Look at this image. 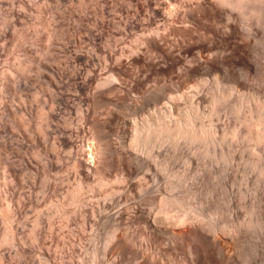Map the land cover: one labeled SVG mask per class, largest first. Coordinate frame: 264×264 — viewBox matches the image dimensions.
<instances>
[{"label": "rangeland", "instance_id": "374dc122", "mask_svg": "<svg viewBox=\"0 0 264 264\" xmlns=\"http://www.w3.org/2000/svg\"><path fill=\"white\" fill-rule=\"evenodd\" d=\"M181 3L184 5L183 8L179 6ZM196 3V1L191 0H0V264H87V251L92 247V243L95 244L91 239L93 236L98 239L97 244L99 246L104 245L105 243L104 241L102 242V240L105 239L104 237L107 236L106 234L109 233L112 225L118 222L119 214L127 209L128 211H134L131 209H136L141 206L143 200L145 201L146 198L151 196L156 197V195L161 197V194L162 197L164 196L163 192L165 194L166 179L169 181V177L168 171L162 173L164 170L159 166V160L162 161L159 157L155 156L154 161L153 159H149L150 162H152L149 164L152 165L150 166L151 169L146 167L147 169L144 168L143 170L140 168L142 171L140 169L135 171L136 169H133L134 166H130V168L128 165H125L124 161L118 159V155L126 150L128 151L125 147V143L129 142L127 133L130 131V127L137 122L141 123L146 118L148 119L150 117L149 115L156 109L168 106L169 102L167 101L169 100L168 97H170L169 93L173 95V91L167 89L166 94L169 96L164 98L166 100L152 104L153 101H150L148 98L149 92L156 88L165 85L169 86L173 82H177L180 76L185 74L183 70L188 68L191 62L190 66H192L195 59L221 62L216 71H211V73L206 72V77L203 75L205 79H210L209 81L216 77H218L219 80H224L226 77L231 76L230 78H233L235 81L238 79L236 85L238 90L240 88V92L251 94L254 93V89L257 88L255 93L258 91L261 94L264 93V86H262L264 85V69H262L264 67V40H262L264 39V37H262L264 35V29H261V27L264 26V18H262V20L259 17L255 18L251 16L255 19L251 18L252 20H250V16H247V18L242 17L246 19L245 21L242 19L243 23H247V25H244L241 22L244 28L241 23L235 22L237 23L235 25H238L241 32V44L245 46L244 44L247 42L249 43L245 46L246 51L238 53V55L233 49L231 50L228 45L218 40V36L214 33V31H218L219 36L224 35L229 24H226L225 20H214V18H209L204 13L196 10ZM260 3L261 1L258 0L256 3L252 2L251 6H256L257 4V6H263L264 8V1ZM191 10H195L194 13H196L198 17H189V11ZM172 11H177L174 16L169 15ZM231 11H233L232 13L235 16L236 14L239 15V12L237 13L236 10ZM248 19L249 21H247ZM258 19H261L262 23L259 24ZM250 21L252 23H249ZM248 25H250V28ZM251 26L253 28H251ZM261 30L263 31L261 32ZM153 31H159L161 35L168 37V40H166V42L162 41V43L164 46L167 44V47H171V44L173 47L175 46V48H172L176 49L174 51L175 53L177 52V55L179 54L182 56V66L174 70L161 69V66L164 65L162 64L164 60L161 54L155 50L148 51V46L144 42L148 37H155V35L151 34ZM185 31H187V33H185ZM204 37L206 38L204 39ZM181 39H183V41ZM138 40H140V42H138ZM260 40L262 41L260 42ZM168 44L170 46H168ZM183 46L186 47V50ZM207 48L209 50H207ZM113 52L122 55V61L120 60V63L123 65L122 67L125 70L124 73L114 74L110 71V66L113 64V61L110 59V54ZM248 52H250V54ZM254 53L258 55L253 56ZM182 54H184V56ZM134 57L136 60L139 58V60L148 61L146 63L140 62L136 64ZM185 57L186 59H184ZM238 57H240V59ZM242 57L245 58V61ZM17 66H23L24 69H26L24 71L17 70ZM193 66H197V63L195 62ZM248 68H251L250 71ZM46 70H48L47 74H45L47 72ZM226 71L227 73H225ZM257 71L263 74L259 73V77ZM240 72L241 76L239 75ZM226 74L227 76L225 77ZM111 75L115 78L112 82L113 84L110 83L112 88L109 84L106 85V88L103 86L96 89L95 80L98 76L106 78ZM12 76L13 79H18L19 82H16L17 84L14 83V80L11 78ZM203 76H200V78L198 76V79L183 76L186 81L184 84L185 86L182 87L184 89L181 88V91L184 90L187 93L193 91V86L196 83L195 80L203 79L201 78ZM51 78H53V81ZM207 86L204 88L205 90L208 89ZM101 89L105 91V93ZM96 90H100L104 93L106 101L101 105L103 108L99 107L94 111L89 107L88 103L89 97ZM261 90L263 92H260ZM202 93L205 92L202 91ZM174 95H176V93H174ZM149 110L151 111L149 112ZM82 116H95L104 123L105 135L111 146L112 152L109 171L107 170L106 173L103 174V177L113 181L116 176L120 175L121 177L124 176L123 178L126 181L123 180L122 183H113L109 184L107 187H97L96 189L93 188L92 181L90 183H83L84 187L82 186V191L84 192H81L82 196L80 195V198L85 202L84 204L83 202L79 204L80 206L82 205L80 207L77 204L70 205L69 200L71 199L69 198L71 197V193L73 194L75 190H77V184H80V178L73 166L76 157L75 152L78 150L77 148L80 147L87 152H89V150L95 151L94 149H96L98 143L97 132L94 126L86 120L83 121ZM222 118L223 119L219 120L217 124L229 125L228 122H230L229 119L231 120V118H229V116H223ZM225 119L228 122L224 121L226 123H222V120ZM109 120L111 121L109 122ZM232 122L233 120H231L230 124ZM41 124H43L42 129L40 128ZM71 144L74 145L73 151L75 152L71 151ZM247 144L249 147V143H244L245 146L242 144L240 148L238 147L239 149L236 148L238 149L236 150L237 153L241 151L239 155L242 154L239 157L236 153L238 155H235L236 162L239 161L240 164L237 162L238 165L235 162L237 165L235 166L233 162L231 164L232 166L234 165L232 168L229 167L231 165L228 166L227 164H222L223 166L220 164V168V165L216 163H214L216 164L215 166L213 164L214 167L212 164L208 166V162L199 157V152H197L196 149H194V151L192 147L189 146L187 147L188 149L185 147L181 151L183 154H180L179 157L182 156V158H178V162H176L177 160L174 161L176 163L173 162L171 165L169 164L170 166H168V168H170L169 170L177 168V171L175 170L176 173L180 171L183 172V169L186 171L190 168H196L194 169L196 172L194 170V172H192L190 169L189 173L191 171L190 174H192V177L194 176L195 182L198 181L197 184L199 183L198 179L201 180L198 187L201 182L202 184H207H205L206 187L201 184L202 187L204 186L203 189L208 188L205 191L203 190L204 194L201 193L203 195L209 193L210 196L213 195L212 197L221 198L223 202L226 201L225 203L229 201V203H227V205H230L229 208L228 206L226 207V205L225 207L227 210L230 209L233 214L236 211L235 214L237 215L234 214V216L237 218H241L244 213H247L245 210L249 211V207L254 204V200L257 199L255 205L259 206L263 204L260 207L264 213V181L257 182V185L256 182H252L255 180V173L251 174V172H253L250 171L252 170L250 167L251 165L248 166L247 164L244 165L245 163L243 164L248 157L246 155L252 152L251 148L246 146ZM245 149H248V153L246 152L247 154L244 152L246 151ZM249 149L251 151H249ZM158 150L160 151V149H157L155 152H158ZM250 154L249 156H251ZM154 155H156V153H154ZM242 156L244 158L246 157L245 160H243ZM155 160L156 163H154ZM119 163L121 165H118ZM157 165L158 168H161H156ZM240 165L241 169L239 168V170L241 172H238L239 170L236 167ZM216 166L219 169L216 168ZM246 166L250 169H247ZM244 167H246L247 170ZM153 168H155V170ZM208 168H210V170ZM233 168L237 170L234 171ZM198 169L201 170L198 171ZM216 169H218L219 172ZM221 169H223V172ZM225 169L226 173H224ZM230 169H233V171H231L232 173L229 172ZM173 170L172 172H175ZM215 170L218 172L220 178L211 175L215 173ZM220 170L224 174H222ZM200 171L204 172L201 174ZM207 171L209 172L208 174ZM197 172H199L201 176L197 174ZM203 173H206L204 177L206 176L205 179L207 181L209 179V184L205 181L204 177L202 178ZM220 173L222 175H220ZM227 174L232 178L231 180ZM223 175L225 176L223 177ZM252 175L254 179L251 178ZM211 178L212 183L215 181V183H213L215 186L213 185L212 187V183L210 182ZM220 179H223V181ZM226 179L228 180L227 183L225 181ZM245 179L252 183L246 186ZM216 180L222 183L218 184ZM236 180H238V184H235ZM241 182L242 185H240ZM216 183L219 185L218 187ZM138 184L139 186L145 185V189L149 188L147 191H149L150 194H148V192L147 195H145L146 191L145 193L144 191L140 193L139 190H136L134 186H138ZM253 184L255 186H253ZM251 185L255 188L258 187V196L255 193L257 192L255 188V191H252L254 189L250 187ZM201 186L199 187V191L202 190ZM220 186L223 188H220ZM215 187L216 189L219 188V190H216ZM224 188L226 192H223ZM153 190H155V192H153ZM207 190L211 191L208 192ZM248 190L250 191L245 192ZM232 192H234L233 195ZM242 192H245L246 196H248L247 198L245 197L246 201L243 198L244 194H241ZM259 192H261L263 196L260 195L261 193ZM94 193L95 196L93 195ZM250 194L254 197V200H252ZM233 196L236 197L233 198ZM66 200H68V203ZM134 201H136V203ZM250 201L253 203H250ZM258 201L261 204L258 203ZM245 202L249 204H245ZM138 203H140V205ZM243 203L246 208L242 206ZM134 224L135 225L132 223L130 227L132 230L131 234L135 241L138 238L136 241L137 243L134 241L135 247H137L141 241L139 233L142 231V228H140L142 225L139 223ZM9 226L12 229L14 228L13 231L16 241H14L13 245H2L1 241L5 235V229ZM123 227L124 226L119 227L120 230L122 229V233L124 231ZM121 232L118 231L119 235L122 234ZM99 233L104 234L101 237ZM98 235L100 236L99 238ZM137 235H139V237H137ZM94 237L93 239H95ZM100 238L104 239L100 240ZM262 242V250L259 251L260 255L258 254V262L259 260L260 262L257 264H262L261 261L264 264V237ZM104 247L105 246H103V248ZM105 251L104 255L107 256H101V263L107 260V262L115 264H134L129 258L124 255L122 256V254L118 252H113L111 249L106 248Z\"/></svg>", "mask_w": 264, "mask_h": 264}, {"label": "bare ground", "instance_id": "6f19581e", "mask_svg": "<svg viewBox=\"0 0 264 264\" xmlns=\"http://www.w3.org/2000/svg\"><path fill=\"white\" fill-rule=\"evenodd\" d=\"M191 1H196L197 5H196L195 9L204 13L209 18H214V20L215 19L225 20L226 24L227 23L229 24L227 26V30L225 27L226 32L224 33V35L219 36L218 31H214V33L218 36V38L216 36L215 37L218 40L225 43L226 45H228L231 48V50L233 49V51L237 54L243 53L246 51L245 46L248 42L246 41L247 43L244 44L245 46H243L241 44V42H240L241 32L238 28V25H235V24H237L235 22H239V23L242 22L243 23V20L245 21L246 19H243L242 17L247 18V16H250V18H249L250 20H252L251 18L255 19L256 17H259L261 19L264 18L263 6L260 7V6H257V4H256V6H254L253 4H252L253 6H251L252 2L256 3V1H258V0H191ZM260 1H261V3H263L264 0L263 1L260 0ZM179 6H180V8L184 7L183 3H181V5H179ZM231 10H236L237 13L239 12L238 13L239 15L236 14V16H235L232 13L233 11H231ZM194 11H192V10L189 11V17H192V18L198 17L197 14L194 13ZM174 12L172 11L169 15L174 16V14H176V12L175 13ZM251 16H254L255 18L251 17ZM249 19L247 21H249ZM261 19H258L259 24L262 23ZM143 23H144V21H143ZM242 23H241V25H242ZM249 23H252V22L250 21ZM188 24H189V22H188ZM245 24L247 25V23H245ZM249 26L250 25H248V27ZM263 27H261V29H264ZM243 28H244V26H243ZM251 28H253V27L251 26ZM262 31L263 30H261V32ZM162 33H163V31H162ZM185 33H187V31H185ZM243 33H244V31H243ZM151 34L155 35V37H153V36L148 37L145 39L144 42L148 46V51H154L155 50L161 54L162 59L164 60L162 63L164 65L161 66L162 67L161 69L174 70V69L178 68L179 66H182V64H183L182 56H180L179 54L177 55V52L175 53L174 50H176V49H173V48H175V46L173 47V45L171 44V47H167V44H166V46H164L162 43V41L166 42V40H168V37L161 35L159 33V31H153V33H151ZM257 35H259V34H257ZM262 37H264V35ZM205 38L206 37H204V39ZM181 40L183 41V39H181ZM197 40H199V39H197ZM243 40H244V38H243ZM243 40H241V41H243ZM262 40H264V39H262ZM262 40H260V42ZM184 41H185V39H184ZM138 42H140V40H138ZM196 44H197V42H196ZM208 45H210V44H208ZM168 46H170V45L168 44ZM176 47H178V46H176ZM193 47L195 48L194 45H193ZM263 47H264V45H263ZM185 48L186 47H184V49ZM190 48H191V46H190ZM179 49H180V47H179ZM207 50H209V49L207 48ZM234 52H232V53H234ZM248 53L250 54V52H248ZM256 53H254L253 56H255ZM151 54H153V53H151ZM199 54H201V53H199ZM182 55L184 56V54H182ZM187 56H188V54H187ZM261 57H263V56H261ZM121 58H122V55H118L117 53L115 54L113 52L110 54V59L113 61V64L110 66V71H112L114 74H121V73H124V71H125L124 68L122 67L123 65L120 63ZM238 58L240 59V57H238ZM137 59L138 60H136V58H135L136 64L140 63V62L146 63L148 61V60L145 61L142 59L139 60V58H137ZM184 59H186V57ZM243 59L245 61V58H243ZM259 60H261V59H259ZM195 62L197 63V66L194 67L193 65L195 64ZM195 62H193L192 66H190V64L192 63L191 62L189 64V67L185 68V70H183V71H185V74L180 76V78L177 82H173L169 86L165 85V86L156 88L155 90H152L151 92H149L150 94H149V96L148 95L147 96H148L150 101L154 102V103L152 102V104L160 103V101L166 100L164 98H166V96H167V94H166L167 89L173 91V95L169 93L170 97H168L169 95L167 96L169 98V100L167 101V102H169L168 106H164L163 108L160 107L159 109H156V110L154 109L155 111L149 115L150 117L148 119L146 118L141 123L137 122L135 125L130 127L131 129L127 133L129 142L127 140L128 143H125V147L128 149V151L125 149L126 150L125 152H122L121 154L118 155L119 160L124 161L125 165H128V167L134 166L133 169L135 168L136 169L135 171H137L140 168L142 170L144 168L147 169L146 167L150 168V166H152V165H149V164L152 162H150L149 159H153V161H154L155 156L159 157V159L162 160V161L159 160V162H160L159 166H161L162 168L161 167L160 168L164 170V171H162V173L163 172L165 173V171H168V177H169V181L166 179V184H165V189H164L165 194L162 190L164 196L162 197V194H161V197H159L157 195H156V197L155 196L149 197L150 196L149 195L148 196L149 198H146V200H145L146 202L143 200V202H144V204L142 202L143 206L141 205V206L137 207L136 209L130 208L131 210H134V211H128V209H127L126 211H123L122 213L120 212L121 214L118 213L119 214L118 215L119 216L118 222L117 223L115 222L114 225H112V228L110 229L109 233H107L108 231L106 232L107 236L104 237L105 239L102 238L104 240H102L100 238V240H102V242L104 241V243H105L104 245H102L103 243L99 241L100 243H102L101 244L102 246H99L97 244L98 239H96L92 235L95 239H93V237L91 239H92V242H94L95 244H93L91 242L92 247L89 248V250L87 251L88 252V263L87 264H115L112 262H107V260H106V262L101 263V261H100V260H102L101 256L104 255L106 252L105 248L111 249L113 252H118V253L122 254V256L124 255L125 257L129 258V260L131 262H133L134 264H255V263L257 264L260 262V260L258 262V254H259V251L262 250L261 247L263 245L262 240L264 237L263 236L264 235V231H263L264 230V218H263L264 213L260 207L263 204L259 205V206L255 205V202H257V200H258L257 198H259V197L256 198L257 200H254L253 199L254 197L250 194L252 196L251 197L252 200H254V204H252L249 207V211H246L245 210L246 207L243 203L242 206L245 207L244 210L247 213H244V215L242 217L240 216L241 218H239V217L237 218L236 216H234L236 211L233 214V212H231L230 209L229 210L226 209L227 206H228V208L230 206V205H227V203H229V201L227 203H225L226 201L223 202V200H221V198L219 199L218 197H212L213 195L210 196V194L207 192L206 193L208 195L206 193H205L206 195H203L204 194L203 192L206 189H208V188L203 189V187L205 186L206 183L202 184V182H201V184L204 186L202 187L200 184V186L202 187V190L199 191L200 186L198 187V185H199L201 180L198 179L199 180L198 184H197L198 181L195 182L196 180L193 178L194 176L192 177L191 176L192 174H190L191 171L189 173V170L191 168L187 169L188 172H187V170L184 171V169H183V172L180 171L177 173H176L177 168L174 170L172 168L173 171L176 170L175 172H172V170H169L170 168H168V166H170L171 163H173L174 161H176L180 157L182 158V156L179 157V155L183 154V152L181 153V151L185 147L187 148L188 146L192 147L193 150L196 149V151L199 152V155H200L199 157L203 158L204 161L208 162V166H211V164L213 166L214 163H216L218 165L227 164L229 166L233 162H234L233 164H235V166H237L236 163L237 162L239 163V161L236 162V159H235L236 156L235 155H237V154L239 155V153L241 151L239 153H237L236 150H238L241 147L240 145L243 144V146H245L244 143L245 144L249 143L250 144L249 147L252 150L251 154L249 152V154L251 156H249V154L246 155L248 153L247 152L248 149H245L246 151H244V152L245 153L247 152L245 155L248 157L247 158L245 157L246 158V160H245V158L242 156L243 160H245V162H243V164L245 163L244 165L247 164L248 166L251 165L250 167L252 168V170H250V171H253V172H251V174L255 173V177H254L255 180L252 182H256V185H257V182L264 181V93L261 94V93H259V91L257 93H255L257 88L254 89L255 92L252 90L254 93H251V94H247V92H246V94H244L245 92L243 93L242 91H241L242 92L241 93L240 88L238 90L237 85H236V81L238 79L235 81L233 78H230L231 76L226 77L227 74L225 75L226 78L225 77H224L225 79L223 78L224 80H219L218 77H216V78L214 77L215 79L209 81L210 79H205L203 75H205L206 72L211 73V71L212 72L214 70L216 71L219 63H221V62L212 61V60L203 61L202 59H195ZM247 63H249V62H247ZM133 64H135V63H133ZM247 66H248V64H247ZM261 66H263V65H261ZM25 69L23 66H19L17 68V70H23V71ZM248 69L250 71L251 68H248ZM262 69H264V67ZM227 70H228V68H227ZM46 71H45L46 72L45 74L48 73V70H46ZM241 72L239 73L240 76H241ZM244 72H246V71H244ZM225 73H227V71ZM259 73L263 74L262 72H258V74ZM50 74H53V73H50ZM260 74H259V77H260ZM174 75H175V73H174ZM249 75H250V73H249ZM183 76L184 77L186 76L187 78H197V79H198V76H199V78H200V76H203V77H201L203 79H199V80L196 79L195 80L196 83L193 86V91H190L189 93H187L184 90H183L184 92L181 91V88L183 86H185L184 84L186 81V80H184ZM211 76H213V75H211ZM15 77H16V75H15ZM205 77H206V75H205ZM11 78L13 79V76ZM51 79L53 81V78H51ZM247 79H248V77H247ZM13 80H14L15 84H17L16 82H19L18 79L15 80V78H14ZM114 80H115V78L113 75L106 77V78L98 76L95 80L96 89H99L103 86H105V88H106V85H109ZM49 82H50V80H49ZM241 82H242V79H241ZM12 83H13V81H12ZM114 84H115V82H114ZM207 85H209V86H207ZM122 86H123V84H122ZM206 86L208 89L205 90L204 88H206ZM262 86H264V85H262ZM111 88H112V85H111ZM182 89H184V88H182ZM108 90H110V89H108ZM48 91H49V89H48ZM116 91H118V90H116ZM202 91L205 93H202ZM103 92L105 93V91H103ZM103 92H101L100 90L99 91L96 90L93 93L91 92L92 94L89 97V103L88 104H89V107H91V109H93L94 111H96L99 107H101V105L104 104L106 101V97H105ZM260 92H263V91L261 90ZM109 93H112V92H109ZM174 93H176V95H174ZM200 93H201V95H200ZM150 107H151V105H150ZM101 108H103V107H101ZM130 108H131V106H130ZM132 108H133V106H132ZM139 108H141V107H139ZM133 111H135V110H133ZM150 111L151 110H149V112ZM223 116H226V117L229 116V118H231V120H233V122L230 124L231 120L229 119L230 122H228L225 119V120H222V123H226L224 121H227L229 123V125L228 124H222L221 125V123L218 125L217 124V123H219L218 121L223 119L222 118ZM43 118H44V116H43ZM82 119H83V121L84 120L88 121L90 124H92L94 126V128L97 132L98 143L96 145V149H94L95 151L89 150V152L85 151L81 147L77 148L78 150H76V152H75V151H73L74 145L73 144L70 145L71 151L75 152V154H76L73 166H74V169L76 170V172L78 174V177L80 178V180H79L80 184L79 185L77 184V187H78L77 190H75V192L73 194L70 192L71 193V195H70L71 197H69V198H71V199H69L70 205H76V204L79 205L83 202L82 199L80 198V195L82 196L81 192H84V191H82V189L84 187L83 183H86V182L90 183L92 181L91 183L93 185V188L96 189L97 187L98 188L107 187V186H109V184H113V183L119 184V183H122L123 180H125L123 178L124 176L121 177L120 175L116 176L113 181L107 180L106 178L103 177V174H105L107 170L109 171V167L111 164L110 157H111V152H112V150L110 148L111 146L109 145V143L107 141V137L105 135L104 123H102L100 120H98L95 116H82ZM41 120H42V118H41ZM110 121L111 120H109V122ZM42 125L43 124L40 125L41 129L43 128ZM42 131H45V130H42ZM43 134H44V132H43ZM246 146L248 147V144ZM247 147H244V148H247ZM54 148H55V146H54ZM236 148H238V149H236ZM244 148H241V149H244ZM157 149H160V151L158 150V152H155V151H157ZM251 150L249 149V151H251ZM117 151H118V149H117ZM154 153H156V155H154ZM241 154L239 155V157L241 156ZM58 156H59V154H58ZM152 157H154V158H152ZM184 159H185V157H184ZM237 160H239V159H237ZM157 161H158V159H157ZM176 162H178V160ZM176 162H174V163H176ZM183 162H184V160H183ZM248 162H249V164H248ZM56 163H57V160H56ZM120 163L118 165H121ZM154 163H156V160ZM154 163H153V165H154ZM216 164H214V166ZM221 165H220V168H221ZM241 165L239 167H236V168H238V170H239ZM244 165H242V166H244ZM217 166H216V168H218ZM228 166H226V167H228ZM233 166L231 165L229 167L232 168ZM248 166H246L247 169L249 168ZM213 167H210V168L212 169ZM246 167H244V168L246 169ZM156 168H158V165ZM160 168H158V169H160ZM210 168H208V169L210 170ZM153 169L155 170V168H153ZM194 169H196V168H194ZM194 169H191L192 172H194V171L196 172V170H194ZM218 169H216V170L218 171ZM223 169H221L222 172H223ZM233 169H234V171L237 170L235 168H233ZM233 169H230L229 172L232 173L231 171H233ZM178 170H180V169H178ZM199 170H201V169H198V171ZM216 170L214 173L215 175L212 172H210V173H212L211 175H213L214 177L216 176V177L220 178V176L218 174L219 171L217 172ZM221 170H220V172H221ZM204 171H202V172H204ZM202 172H201V174H202ZM216 172H217V174H216ZM238 172H241V171L239 170ZM118 173H119V171H118ZM131 173H133V172H131ZM208 173L209 172L207 171V174ZM221 173H220V175L226 173V169H225L224 173H222V174ZM123 174H124V172H123ZM197 174H199V172H197ZM205 174L203 173L202 178L204 177ZM162 175H164V174H162ZM225 175H223V177ZM235 175H233V176H235ZM239 175H238V177H239ZM146 176H147V174H146ZM195 176H196V174H195ZM213 176H212V178H213ZM223 177H221V178H223ZM228 177L230 178L229 175H228ZM248 177H250V176H248ZM205 178H206V176L204 177V179ZM212 178L210 179V182L212 181ZM229 178H228V180H229ZM251 178H253V175ZM215 179H217V178H215ZM231 179L232 178H230V180ZM249 179H247V180H249ZM220 180L223 181V179H220ZM228 180L227 179L225 180L226 183ZM147 181H149V180H147ZM202 181H203V179H202ZM205 181L208 182L209 179H208V181L205 179ZM216 181L218 184L222 183V182H218V180H216ZM237 181L238 180H236V182ZM245 181H246V179H245ZM233 182H235V181H233ZM236 182H235V184H238V182L237 183ZM242 182L240 185H242ZM213 183H215V181ZM213 183L211 184V187L214 185ZM249 183L250 182L246 181V186ZM208 184H209V182H208ZM218 184H217V187L219 186ZM254 184H253V186H255ZM222 186H220V188ZM246 186H245V188H246ZM253 186L251 185L250 187L254 189L255 187H253ZM134 187L136 188V190H139L140 193L142 191H144V193H145V191H146L145 195H147V193L149 192V191H147L149 188L145 189L146 188L145 185L139 186V184H138V186L135 185ZM157 188H155V189H157ZM162 188H164V187H162ZM213 188H209V189H213ZM215 189H216V187H215ZM255 189L257 191L258 187ZM255 189L252 191H255ZM159 190H161V189H159ZM216 190H219V188ZM207 191L210 192L211 190L210 191L207 190ZM228 191H229V189H228ZM249 191L250 190L245 191V192H249ZM263 191H264V189H263ZM120 192H122V191H120ZM153 192H155V190H153ZM199 192L200 193L202 192L203 194L202 193L200 194ZM223 192H226L225 188H224ZM245 192L244 193L242 192L241 194H244L243 198L246 201L245 197L247 198L248 196H246ZM261 192H259V193H261ZM213 193H214V191H213ZM220 193H222V192H220ZM233 193L234 192H232V195H233ZM255 193L257 195L258 191ZM262 193L260 195H262ZM148 194H150V192ZM93 195L95 196V193ZM217 196H219V195H217ZM135 197H136V195H135ZM135 197H133V198H135ZM144 197H146V196H144ZM235 197L233 196V198H235ZM229 198H230V196H229ZM114 199H113V203H114ZM248 200H249V198H248ZM66 201L68 203V200H66ZM230 201H232V200H230ZM263 201H264V198H263ZM84 202H83V204H84ZM134 202L136 203V201H134ZM251 202L252 201H250V203ZM103 203H104V201H103ZM247 203L245 202V204H247ZM258 203H260V202L258 201ZM138 204L140 205V203H138ZM116 205H118V204H116ZM225 205H226V207H225ZM62 206H63V204H62ZM233 206H235V205H233ZM132 207H133V205H132ZM239 210H241V209H239ZM65 211H66V209H65ZM117 211H118V209H117ZM63 214H64V212H63ZM73 215H74V213H73ZM96 215H98V214H96ZM235 215H237V214H235ZM83 217H85V216H83ZM107 217H109V216H107ZM132 223H133V225H135L134 223H139L140 225H142L140 227V228H142V231H140V233H139L141 241L137 247H135V244H134L135 239L133 238V235L131 234L132 230H131L130 225H132ZM76 224H77V222H76ZM136 225H138V224H136ZM121 226H124L123 227V229H124L123 233L121 232L122 229L121 230L119 229V227H121ZM13 229L10 226L7 227V229H5V235L1 241L2 245L3 244L13 245L14 241H16L15 240V233H14ZM80 231H82V230H80ZM118 231H120L122 234L119 235ZM93 234H94V232H93ZM99 234H101V233H99ZM103 234H101V237L103 236ZM99 237L100 236L98 235V238ZM137 237H139V235H137ZM137 240H138V238H137ZM103 246H105V247L103 248ZM80 250H81V248H80ZM263 254H264V252H263ZM104 256H107V255H104ZM86 257H87V255H86ZM240 259H241V261H240ZM261 263L263 264L262 261H261Z\"/></svg>", "mask_w": 264, "mask_h": 264}]
</instances>
